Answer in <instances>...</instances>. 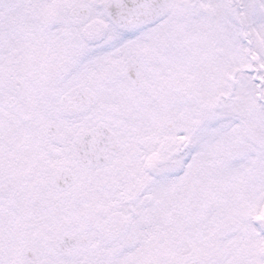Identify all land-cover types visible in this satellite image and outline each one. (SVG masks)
Here are the masks:
<instances>
[{
	"label": "snow or ice",
	"instance_id": "6c2138e0",
	"mask_svg": "<svg viewBox=\"0 0 264 264\" xmlns=\"http://www.w3.org/2000/svg\"><path fill=\"white\" fill-rule=\"evenodd\" d=\"M0 264H264V0H0Z\"/></svg>",
	"mask_w": 264,
	"mask_h": 264
}]
</instances>
